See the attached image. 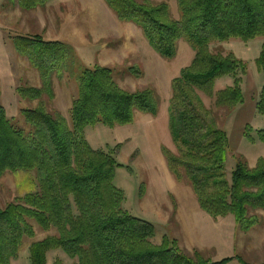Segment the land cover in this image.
Returning <instances> with one entry per match:
<instances>
[{"label":"trees","instance_id":"16d2710c","mask_svg":"<svg viewBox=\"0 0 264 264\" xmlns=\"http://www.w3.org/2000/svg\"><path fill=\"white\" fill-rule=\"evenodd\" d=\"M13 1L31 10L49 0ZM105 2L119 20L140 27L162 57L174 58L182 39L194 50L190 65L172 82L170 131L176 152L164 148L168 168L191 186L200 207L214 219L232 214L246 233L262 224L264 156L252 166L239 155L229 175L230 137L218 121L220 112L226 123L245 103L242 83L249 71V64L224 43L262 38L255 63L264 76V0H176L178 18L168 1ZM13 42L42 83L17 86L25 103L20 120L8 117L0 103V179L7 172L34 176L33 190L0 208V264L18 258L26 239L37 236L36 225L47 234L30 242L31 264H67L59 255L49 262L50 253L60 250L74 260L71 264H250L238 255L213 260L199 249L189 252L169 235L157 243L156 226L124 207L125 191L115 183L116 169L122 166L116 151L89 143L88 126L114 128L134 122L138 112L156 115L161 99L154 87H122L113 68L84 66L61 40L24 34ZM226 76L233 83L218 90L216 81ZM64 78L77 87L69 118L54 107V80ZM255 100L257 113L264 116V85ZM244 134L250 142L258 138L264 143V128L256 130L257 138Z\"/></svg>","mask_w":264,"mask_h":264},{"label":"rangeland","instance_id":"374dc122","mask_svg":"<svg viewBox=\"0 0 264 264\" xmlns=\"http://www.w3.org/2000/svg\"><path fill=\"white\" fill-rule=\"evenodd\" d=\"M154 1H168L174 17H179L176 0ZM78 14L79 21H75ZM24 34H39L47 40L68 43L84 66L99 64L113 68L117 81L126 89L152 86L158 92L161 101L156 115L138 112L134 122L127 125L111 128L97 123L86 129L87 139L93 148L116 151L122 166L116 169L115 183L125 191L127 198L124 207L131 214L156 226L157 243L164 235H169L177 238L187 251L199 249L213 260L238 255L250 264H264V210H259L263 223L248 233L243 232L237 227L232 214L214 219L206 213L200 207L191 186L184 180H178L168 168L164 148L176 152L170 131L172 82L183 68L190 65L195 54L186 40H180L175 57L167 59L150 46L140 27L119 20L105 0H79L74 4L65 0H49L46 6L31 10L21 8L18 1L0 0V82L4 83L5 91L3 104L8 117L18 120L22 119L20 108L25 103L19 100L17 86L20 83L35 86L42 83L38 70L31 66L28 59L19 55L13 42L14 37ZM257 39L263 41L262 38ZM252 65L257 71L256 63H251L250 67ZM136 70L140 72L138 75L134 73ZM1 76H4L5 81H1ZM260 79L259 89L262 90V74ZM54 81V107L69 118L72 98L77 92L76 82L67 78ZM242 86L246 90V85ZM216 88L219 89V86ZM247 95L248 101L244 104L248 108L252 98ZM202 96L208 106L212 105L209 96ZM255 99L254 108L252 104L249 110H243L241 117L235 121L237 126L232 125L229 131V175L239 155L245 154L252 166L264 156V143L259 142L256 130L252 127L264 128V116L256 111L259 119L251 117ZM18 108L19 114L15 116ZM222 118L227 119L224 111L220 112L218 121L221 127L225 125ZM248 123L252 128L247 127ZM245 131L253 133L256 141L250 142ZM33 189L32 173L7 172L0 179V208ZM36 228L37 236L26 239L18 258L12 259V264H31L30 242L47 234L37 225ZM56 255L61 256L67 264L74 261L60 250L50 253V263ZM226 264L242 263L234 260Z\"/></svg>","mask_w":264,"mask_h":264},{"label":"crops","instance_id":"0c3cea01","mask_svg":"<svg viewBox=\"0 0 264 264\" xmlns=\"http://www.w3.org/2000/svg\"><path fill=\"white\" fill-rule=\"evenodd\" d=\"M65 1L67 3L72 2L73 4L79 2V0H65ZM66 15H67V13L64 14V17H66ZM75 21H79V14L76 16ZM76 24L79 27V23L76 22ZM254 40H256V42H254ZM254 40H251L249 42H244V41H240V40H231V41L226 42V43L223 44V46L225 47L226 50L233 51L238 58L243 59L244 61H246L249 64V71L244 76L243 83L242 84L243 85L244 84L246 85V90H243L244 91V94H245V97H246V95L248 93L247 96H249V97L252 98V99H250L251 102H250V106L248 108L246 107V104H243V105L239 106L235 110V112L233 113V115L231 116V118L225 123L224 128L227 130L228 135H229V131L232 128V125H235V121L238 118L241 117L242 111L243 110H249L250 109L251 105L254 102L253 99H255V97L258 96V94H259V92L261 90V89H259V87H260V83H261L260 76H261L262 73H260L258 71V69H257V71H258V73H257L255 65H252V67H250V65H251V63L254 64L256 58L258 57V55H259V53L261 51V47H262V42L263 41H261L259 39H254ZM247 43H250V44H247ZM254 43H257V44L256 45H253ZM242 55H245L246 57H244ZM1 81H5L4 80V76H1ZM232 83H233V79L231 77L226 76V77L219 78L216 81V86H219V89H222V88H225L228 85H231ZM0 92H1L0 93V103L4 106V104H3L4 102L3 101H4L5 91H4V83L3 82H0ZM246 101H248L247 100V97H246L245 102ZM253 108H254V104H253ZM60 111L62 112V110H60ZM253 113L254 114H252L251 117H254L255 119L256 118L259 119L258 116L256 115L257 114L256 113V107H255ZM18 114H19V108L15 112V116H17ZM235 126H237V125H235ZM252 127L255 130L258 129L257 126H252ZM243 155L245 156V154H243ZM229 157H231L230 156V153H229L228 158Z\"/></svg>","mask_w":264,"mask_h":264}]
</instances>
